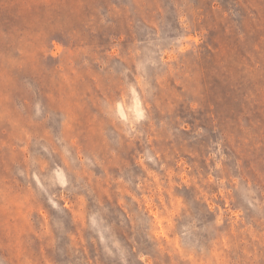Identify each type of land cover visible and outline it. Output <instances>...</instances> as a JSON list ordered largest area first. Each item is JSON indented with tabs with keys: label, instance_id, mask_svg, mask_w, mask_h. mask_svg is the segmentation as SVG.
<instances>
[{
	"label": "rangeland",
	"instance_id": "1",
	"mask_svg": "<svg viewBox=\"0 0 264 264\" xmlns=\"http://www.w3.org/2000/svg\"><path fill=\"white\" fill-rule=\"evenodd\" d=\"M0 264H264V0H0Z\"/></svg>",
	"mask_w": 264,
	"mask_h": 264
}]
</instances>
